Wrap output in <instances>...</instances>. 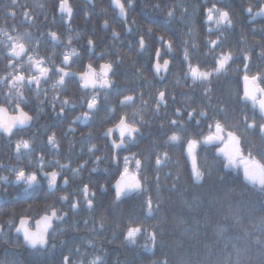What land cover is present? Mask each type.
Returning <instances> with one entry per match:
<instances>
[{
    "label": "snow or ice",
    "instance_id": "obj_1",
    "mask_svg": "<svg viewBox=\"0 0 264 264\" xmlns=\"http://www.w3.org/2000/svg\"><path fill=\"white\" fill-rule=\"evenodd\" d=\"M110 2L115 9H118V16L113 19L112 23H116L118 20L122 21L125 31L132 33L133 28L126 22L130 18L129 10H135L136 0H110ZM12 3L15 4L16 0H12ZM207 3H210L211 6H207L200 0H191L186 4L182 0L179 9L174 3L166 4L164 8H161L160 2L152 5L154 9L164 11L169 20L175 19L177 11L180 12V19L186 28L184 35L187 37L186 39L182 38L179 42L182 51L181 70L186 67L187 70L183 72L185 80L190 77L192 87L194 89L199 87V102H196L195 106L184 104L182 107H176L172 115L164 113V116L167 117V125L162 120L159 128L160 135L167 138L162 143L153 141V151L143 161L138 158L137 153L133 152L131 156H122L121 153L122 151L130 152V146L138 145L141 142L144 137L142 128L149 125L151 121L145 120L143 116L136 119L135 114L131 117V122H129L130 117L126 114L116 116L118 124L107 127L104 138L110 139L115 132H118V138L110 139V142L105 144L103 155H96L102 149L96 143H91L93 134L89 132L81 141L82 144L88 145V159L77 167H72L71 159H68L67 163H61L59 159L47 161L48 146L55 150L56 155H59L61 145L57 139L56 131H51V134L47 135L46 141H40L39 133L43 130L47 134L53 126L42 125L32 133L31 139H23V135L27 134V128L33 126V122L39 119V113L44 112L45 102L51 106L57 117H63L65 120H68L66 108L72 111L78 107L86 109L68 123V129L75 133L76 129L72 127L73 124L80 120L91 121L93 114L99 113L105 107L108 113H116V106L102 104V101L109 99V91L113 88H116L118 94L122 95V99L118 100L119 105L131 106L139 100L141 105L147 106L148 101L144 99L145 93L142 89H133L131 94L127 95H123L119 89L115 77L118 75V65L124 62L123 55L119 52L115 61L110 60L100 64L99 71L93 67L91 62L86 65L81 64V67L85 68L84 71L78 73L73 71V65L76 63L73 57H80L73 47V43L74 39H78L81 34L76 32L75 37L71 34L74 31L72 29L74 8L70 0H56L57 11L67 25L69 34L66 39H62L61 35L57 31L51 30L46 23L51 17L50 23L55 24L56 14L46 12L43 14V21H39V18L33 15L27 5L22 6V16L27 21L29 28L33 30L20 32L16 24L13 23L10 25L11 33L4 31L6 41H0V55L3 56V73L0 74V97H2L0 133L6 138L7 147L14 150L18 161L16 164H5L0 161V196L8 193L9 187L12 185L17 186L24 194L40 192L42 186L46 185L49 195L55 199L52 203L44 205V214L40 219L34 221L35 231L29 227L31 217L17 216L14 211L11 213L12 218L0 222V237L3 238L4 243L15 247H25L34 258V264H43L45 258L54 256L57 245L52 242V238L57 232L64 231L57 222L59 225L68 224L69 214L77 213L82 205L89 212L95 211L98 206L97 194L91 189L90 183H83L82 186L71 192L67 190L72 186L68 173H71L73 178L81 177V172L89 162L96 165L92 169L93 172L100 171L99 165L109 159L116 165H120L122 159L123 165L117 168L112 177L115 181L114 184H101L99 187L102 192H107L109 186L112 188L114 198L111 207L114 211H121L122 206L132 200H140L138 208L133 209L124 217L125 228L121 234L124 237V242L131 247L137 246L138 237H144L146 242L139 245L144 253L155 256L158 248L166 246L163 240V224L166 222L162 211L164 203L162 192L164 190L179 193L183 204L189 211L197 210L203 206L204 198L207 196L209 206H219L217 211L226 207L235 220L240 222L245 210L252 207L250 202L245 199L251 189L253 193L261 197L259 210L264 211V163L261 162V159H264V70H258L255 74L250 75L257 67L252 62L253 54L256 53L257 48L260 51L256 54L264 58V26L257 28L253 24L250 29L253 36L258 34L261 37L260 40H255L249 45L247 34L241 31L239 39L233 46L231 33L238 23V21H234L236 12L233 10V4L230 0H224L225 8L222 10L218 7L221 0H215V2L207 0ZM40 7L44 8L45 5H40ZM103 11L101 9V12ZM242 11L248 14L250 21H255L257 17L264 18V0H256L255 5L252 0H248ZM9 15L14 18L16 13L11 11ZM90 15L91 13H85L86 18ZM131 19L135 24V18ZM197 24L201 30L206 24L215 26V29L207 27V35L204 37V45L207 47L204 63H208L210 59L213 65L210 71H201L198 64L193 65V60L199 55V45L193 38L196 34ZM103 25L105 28L111 27L108 19L103 21ZM0 31L3 30L0 29ZM141 32L146 33L148 37H153L154 28L151 24L145 25L142 29L137 28L136 44L140 52L148 53L147 70L152 71L159 81L164 82L166 76L161 73L170 75L172 68L175 67V57L164 59V56L173 53V41L166 39L164 35H155V40L160 45L155 46L146 42L145 35ZM111 34L113 40L121 36V33L114 28H112ZM45 37H50L52 41L60 43L62 49L57 51L55 44L49 48ZM86 46L89 50H95L97 44L89 36ZM41 48L45 49L43 54ZM104 55L105 53H100L101 58ZM24 56H27L26 63L23 60ZM57 59H59V63H57ZM237 61H240L239 65H237ZM132 63L136 74L143 78L145 68L136 67L135 61ZM233 65H236V73L243 74L239 77L243 82L242 94L241 90L225 94L224 90L220 88L221 83L228 78L232 71ZM74 76L79 77V82L75 84L77 90H91L90 93L81 96L79 100L75 99L72 88L73 80L71 78ZM49 85L52 90L51 98H49ZM25 90L34 92L40 105L36 109V115H30L22 106H26L29 102ZM152 98L155 101L154 114L156 115L160 114L161 106L167 108L169 99L176 100L175 95L167 90L166 85L165 90H158ZM5 104L11 105L16 115H8V108L4 106ZM193 125L195 131L191 130L190 126ZM54 127H59V125ZM205 127L208 129L206 134ZM169 132L171 135H168ZM73 147L74 145H70L68 148L69 157ZM171 147L184 148L186 161H190L189 177L196 188H201L215 172L216 191L210 194L192 192L190 198L186 196L185 189L181 187L184 177L179 167V161H174L167 150ZM23 149L29 150L26 156L27 164L20 162ZM197 149H211V151L205 152L203 166L199 162ZM84 151V147H81L80 152L84 153ZM109 151L111 156H109ZM34 152L36 153L35 163L32 160ZM209 156L212 157L210 163L207 159ZM49 164L53 165L52 171L46 170ZM131 164L135 166L134 171L130 169ZM173 165H176L175 169ZM148 167L153 169L150 181L145 175ZM164 169L167 171L163 173L162 177L161 172ZM102 171L107 173L108 169ZM4 172L7 174H3ZM237 178L240 179L239 184L234 182ZM162 179L170 180L171 183L162 185ZM148 184L153 187L146 186ZM62 187L63 191H61ZM153 190L156 192L155 198L152 195ZM57 203L67 207L68 210L65 211L63 207L58 208ZM148 220H153L155 223L150 227H145L144 222ZM83 223L86 227L90 225V232L93 235H99L107 226L103 217L98 223L94 218L85 219ZM176 223L179 227L187 225L188 221L180 216ZM200 226L201 222L193 218L192 223L183 229L182 235L192 233V237H195ZM256 227L261 235H256L253 243L264 250V238H262L264 236V217L260 218V223ZM226 230L225 227L220 226L217 235H223ZM13 232L15 233L14 238L12 237ZM250 235L251 233L245 232L246 237ZM179 243L177 241L178 245ZM86 244L92 248L96 247V241L93 239H88ZM232 248L235 252V259L232 260V254L229 253L231 264H242L241 249L236 244H232ZM72 251L80 253V248L76 247L70 250L69 254H62L60 264H70ZM100 253L95 254L94 258L86 262L81 259L79 264H105L106 250L101 248ZM209 255H211L210 250ZM0 264H24V261L14 254L12 259L7 257L0 259ZM152 264H169V260L154 259ZM179 264H192V261L181 260Z\"/></svg>",
    "mask_w": 264,
    "mask_h": 264
},
{
    "label": "trees",
    "instance_id": "obj_2",
    "mask_svg": "<svg viewBox=\"0 0 264 264\" xmlns=\"http://www.w3.org/2000/svg\"><path fill=\"white\" fill-rule=\"evenodd\" d=\"M161 3V8H164L166 4L174 3L179 9V5L182 0H136L135 10H129V20L127 23L133 28V32L125 34V27L122 21H117L112 23L113 19L117 17V12L114 10L110 4V0H94V5H90L84 0H70L74 8V14L72 18V29L74 30L71 34L75 37V33L79 32L81 35L78 39H74L73 47L80 54V57H73L76 63L73 65V71L81 72L85 68L81 67V64L86 65L91 62L93 67L99 69L101 62L115 61L118 56L117 53L123 55L124 62L118 65L117 71L118 75L115 77L119 89L122 91L123 95L131 94L133 89H142L145 93L144 99L148 101L147 106H143L139 103V100L131 106L119 105L118 100L122 99V95H119L116 88L109 91V99L102 101L104 105H114L116 106V113H108L106 107L102 109L99 113L93 114V119L88 122L77 121L72 125L76 129L75 133L68 129V123L80 112L86 110L77 108L72 111L66 108V113L68 120L63 117H57L52 111L51 106L45 102L44 112L39 113V119L33 122V126L27 128V134L23 135V139H31L32 133L36 132L37 128H41L42 125L53 126L50 131L46 134L43 130L39 133L40 141H46L47 135L51 134V131H56L57 139L60 142V154L56 155L55 150L51 149L50 146L47 148V161L53 159H59L61 163H67L68 159L73 161L72 167H77L84 160L88 159L87 155V144H82L81 141L83 137L87 136L89 132L93 134V139L91 143H96L101 149V152H97L96 155H103V150L105 144H108L107 138H104L102 132L110 126H114L118 122L116 116L128 115L130 117L129 122H131V117L135 114V118L139 119L143 116L145 120H150L151 123L144 128V137L138 145L130 146L131 151H122L121 155L131 156V153H137L138 158L142 161L146 159L153 151V141L157 143H162L167 137L160 135L159 124L163 120L165 125H167V117L164 113L167 112L168 115H172L176 107H182L184 104H192L195 106L196 102L200 100V89L192 87V80L189 77L185 80L183 72L186 71V67L181 70V57L182 51L179 47V42L182 38H187L184 33L186 28L184 22L180 19V12L177 11L175 19L169 20L166 18L164 11L156 10L152 7L155 3ZM183 2L189 3L191 0H183ZM200 2H202L200 0ZM203 3V2H202ZM27 5L34 16L39 18V21H43V14L46 12H51L56 14L57 19L55 24H51V17L48 27L53 31H57L62 39H66L67 35V25L63 22L60 14L57 11L56 0H16L13 4L12 0H0V41H6L4 31L11 33L10 25L15 23L20 32L26 30H33L29 28L27 21L24 20L22 16V6ZM40 5H45L41 8ZM101 9L104 11L101 12ZM15 11L16 16L13 18L9 13ZM91 13L90 17L86 18L85 13ZM132 17L135 18L136 23H132ZM108 19L110 22V28H103L102 22ZM151 24L154 28V36L148 37L146 33L141 32L145 35L146 39H153L155 35H164L166 39H171L173 41V51L176 55L175 67L172 68L171 74L167 75L166 80L161 82L157 80L152 71L145 69L144 77L141 78L136 74L135 67H133V61L126 63L125 58L129 59L136 58L133 54V48L135 49V42L132 46H126V42L129 38L136 39V29H142L145 25ZM264 26V24H261ZM207 27H213L214 24H206L204 29L201 30L199 24L196 26V34L193 37L196 43L199 45L198 52L199 55L193 60V65L197 64L200 66L201 71H210L213 67L210 59L208 63H204L207 53V47L204 45V37L207 35ZM112 28L121 33V36L113 40ZM46 30V29H42ZM91 36L96 41V48L91 52L86 46L87 38ZM215 38V36H213ZM49 46V48L55 44L57 51L62 49V45L56 44L51 40L50 37L44 38ZM259 35L255 36V40H260ZM127 47V48H125ZM70 51V49H69ZM260 49H256V53H259ZM45 52L44 48H41V53ZM105 53L104 57L101 58L100 53ZM254 53V62L257 65L256 68L250 73V75L255 74L258 70H264V58L259 57ZM25 63L27 62V56L23 57ZM59 63V59H57ZM136 63V62H135ZM233 65L232 71L230 72L228 78L224 80L220 88L224 90V93L235 92L236 90H241L242 94V83L239 79L242 73H236L235 67ZM137 67V66H136ZM3 73V56L0 55V74ZM75 79V78H71ZM165 85L167 90L175 95L176 100H168L167 108L161 106L160 114H154L155 101L152 96L157 94L158 90H165ZM49 88V98H51L52 90L50 85ZM73 92L75 93V99L79 100L81 96L86 93L81 89L77 90L75 83L72 85ZM25 95L28 97V104L22 105L25 107L31 115H36V109L40 107L38 101L36 100L34 92L30 90H25ZM0 102H2V97H0ZM11 111L13 108L11 105L5 104ZM59 109L57 108V111ZM177 118V117H173ZM59 125V127H54ZM192 131H195V127L190 126ZM231 130V129H229ZM208 129L205 127L204 132L207 133ZM83 134V136H82ZM171 135V132L168 133ZM19 138V137H17ZM70 145H74L72 149L71 156L69 157L68 148ZM81 147H84V153L80 152ZM163 150V149H161ZM169 154L172 156L174 161H179V167L183 173V181L181 187L185 189V195L190 198L192 192L198 193H212L216 191V173L213 172L210 179H208L201 188H196L192 180L189 177L190 161H186V152L183 147H171L167 149ZM209 150L197 149V155L200 164L203 166L205 163V152ZM29 153L28 149H23L21 154L20 162L27 164L26 156ZM143 154V155H140ZM34 152L32 154L33 163H35ZM245 155L247 153L245 152ZM109 156L111 152L109 151ZM261 159L260 157H257ZM208 162H211L212 157L209 156ZM0 161L16 164L18 161L16 159L14 150L7 147L6 138L0 134ZM264 163V159H261ZM123 160L121 159L120 165H113L111 160H105L99 165L100 171L93 172L92 167H96L93 163L89 162L86 168L81 172V177L73 178L71 173L70 176L71 187L68 191H73L83 183H90V187L96 192L98 198V206L93 212H89L83 205L81 209L73 214H69V223L58 226L63 228L64 231H59L52 238V242L56 243L57 249L54 256L45 258L43 264H60L62 259V254H69L70 250L76 247L80 248V253L72 251L70 256V264H79L81 259L90 260L94 258L95 254H101L100 249L106 250V255H104L105 264H152V261L168 259L169 264H179L181 260H191L192 264H231L229 259V253L232 254L231 259H235V252L232 248V244H236L239 249H241V262L242 264H264V250H262L258 245L253 243L256 235H261L257 231V225L260 223V218L264 217V211L259 210V201L261 197L258 194L252 192L249 189V194L245 197L252 207L246 209L242 214L243 219L237 222L226 207L222 210L217 211L219 206H209L207 203V196H205V203L199 209L194 211H189L183 201L180 198V194L177 192H169L164 190L162 192V198L164 203L162 205V211L166 217V222L163 224L164 236L166 246L158 248L155 252V256L144 253L141 251L139 245L146 242L144 237H138L137 246L131 247L124 242V237L121 234L125 228V220L129 212L133 209L138 208L140 200H132L130 203L122 206L121 211H114L111 207L112 200L114 198V192L109 186L107 192H102L99 185H110L114 184V179L112 177L115 175L118 167H122ZM176 165H173L175 169ZM103 169H108L106 175H103ZM132 171L135 170L134 164L130 165ZM47 171L53 170V165L49 164L46 168ZM58 170V169H56ZM167 169L162 170L161 176ZM3 174H7L4 172ZM145 175L151 180L153 176V169L148 167ZM235 175V174H233ZM236 184L240 183V179L237 178L234 181ZM170 184L171 181L161 180V184ZM148 187H153V185L148 184ZM64 189H61L63 191ZM59 194V193H58ZM153 197L155 198L156 192L153 190ZM29 198L26 199L20 189L12 185L9 187L8 193L0 196V222H5L12 218L11 213L14 211L17 216L24 215L29 216L34 220L42 214H44V205L46 203H52L55 197L49 195V190L46 185L42 186V190L37 193H31L28 195ZM31 206V207H30ZM58 208L63 207L67 211V207L56 204ZM180 216H183L187 221V225L177 226V220ZM101 217L104 218V222L107 225L106 228L99 233V235H93L90 232V225L86 227L83 223L85 219L94 218L97 223L100 221ZM193 218L198 219L201 222V226L198 230V234L192 237V233L187 235H182L183 229L188 227L192 223ZM18 222V221H17ZM78 222V223H77ZM155 221L148 220L144 222L145 227H150ZM119 225V227H117ZM220 226L225 227L227 230L223 235H217V230ZM245 232L251 233L250 236H245ZM115 234V235H114ZM12 237H15L14 232ZM264 238V236H262ZM88 239H93L96 241V247L92 248L86 244ZM179 241V245L177 244ZM66 242V243H62ZM22 244V240H21ZM227 245V247H225ZM209 250L211 255H209ZM16 257L22 259L24 264H34V258L30 255L29 251L25 247H15L11 244H6L3 242V238L0 237V259L5 257L12 259ZM83 254V255H82Z\"/></svg>",
    "mask_w": 264,
    "mask_h": 264
},
{
    "label": "flooded vegetation",
    "instance_id": "obj_3",
    "mask_svg": "<svg viewBox=\"0 0 264 264\" xmlns=\"http://www.w3.org/2000/svg\"><path fill=\"white\" fill-rule=\"evenodd\" d=\"M201 1L203 3H206L207 6H209V7L211 6L210 3H207V0H201ZM213 2H215V0H213ZM230 2L233 4V10L236 12V16L234 17V21H238V23L236 24L235 29L231 33L232 44H233V46L235 45V42L239 39L241 31H243L244 33L247 34L249 45H251L255 41V36L256 35L253 36V34L251 33L250 29L253 26V24L257 28L261 27V24H264V18L257 17L255 21H250L249 20L248 14L242 11V8L247 5L248 0H230ZM255 2H256V0H252L253 5H255ZM218 7H220L222 10L225 8L224 0H221V3L218 4ZM133 42H135V44H136V39L134 40L132 38H129L127 40V42H126V46L127 45L128 46H132L134 44ZM146 42H148L150 44H153L155 46H160L159 42L156 41L155 38L146 39ZM125 48H127V47H125ZM133 54L136 55V58L129 59L128 54H127V57L125 58V62L129 63V62L135 61L136 62L135 64H136L137 67H144L145 69H147L148 53L147 52H140L138 50V46L136 45L135 49L133 48ZM173 57H175V60H176V55H175L174 51H173V53L171 55L164 56V59H172ZM161 62H163V61H161ZM252 62H253V64H255V62H254V54H253ZM239 64H240V61H237V65H239ZM97 71H99V69ZM153 75H154V73H153ZM161 75H162V73H161ZM154 77L159 80V78L156 77L155 75H154ZM73 78H75V79H72L73 83L76 84V83L79 82V79L77 78V76H74ZM81 90L83 92H85L86 94L90 93V91H91L90 89L89 90L81 89ZM11 113H15V112L11 111ZM80 121H84V120H80ZM1 135H3V134H1ZM3 163L9 164V161H6V162L4 161ZM106 174L107 173L103 172V175H106ZM20 192L24 196L26 195V199L29 198V196H28L29 194H24L22 191H20ZM36 219L37 218H35L34 220L31 219V221H30V227L31 228H34V221Z\"/></svg>",
    "mask_w": 264,
    "mask_h": 264
},
{
    "label": "water",
    "instance_id": "obj_4",
    "mask_svg": "<svg viewBox=\"0 0 264 264\" xmlns=\"http://www.w3.org/2000/svg\"><path fill=\"white\" fill-rule=\"evenodd\" d=\"M85 1H87L90 5H93L94 4V0H85ZM112 5V4H111ZM112 7L115 9V7H114V5H112ZM117 10V16H118V9H116ZM127 23V22H126ZM102 26L104 27V25L102 24ZM129 26V25H128ZM105 28V27H104ZM126 33H128L127 31H126ZM57 43V42H56ZM92 51V50H91ZM162 75H165L166 76V74L165 73H163L162 72ZM78 77V76H77ZM78 79H79V77H78ZM242 87H243V82H242ZM6 107V106H5ZM7 108V107H6ZM8 115H16V113H11L9 110H8ZM118 124V123H117ZM19 127V126H18ZM105 132V131H104ZM116 133V135H117V137H118V132H115ZM114 133V134H115ZM114 134H113V136L110 138V139H114ZM103 136H104V133H103ZM110 139L108 138V140H109V142H110ZM41 217V216H40ZM40 217L38 218V219H40ZM37 219V220H38ZM29 227H30V223H29ZM31 228V227H30ZM32 230L33 231H35V227L34 228H32Z\"/></svg>",
    "mask_w": 264,
    "mask_h": 264
}]
</instances>
